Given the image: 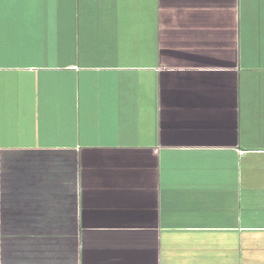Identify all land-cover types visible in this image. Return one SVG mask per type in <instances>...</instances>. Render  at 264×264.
<instances>
[{"label":"crops","instance_id":"obj_1","mask_svg":"<svg viewBox=\"0 0 264 264\" xmlns=\"http://www.w3.org/2000/svg\"><path fill=\"white\" fill-rule=\"evenodd\" d=\"M0 264H264V0H0Z\"/></svg>","mask_w":264,"mask_h":264},{"label":"rangeland","instance_id":"obj_2","mask_svg":"<svg viewBox=\"0 0 264 264\" xmlns=\"http://www.w3.org/2000/svg\"><path fill=\"white\" fill-rule=\"evenodd\" d=\"M261 71H262V68H261Z\"/></svg>","mask_w":264,"mask_h":264}]
</instances>
